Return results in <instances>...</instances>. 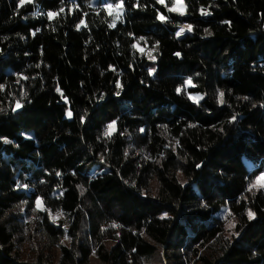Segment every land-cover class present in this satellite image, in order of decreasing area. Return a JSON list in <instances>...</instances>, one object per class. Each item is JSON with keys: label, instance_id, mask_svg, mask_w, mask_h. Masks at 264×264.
<instances>
[{"label": "trees", "instance_id": "16d2710c", "mask_svg": "<svg viewBox=\"0 0 264 264\" xmlns=\"http://www.w3.org/2000/svg\"><path fill=\"white\" fill-rule=\"evenodd\" d=\"M183 1L0 0V264H264V0Z\"/></svg>", "mask_w": 264, "mask_h": 264}, {"label": "rangeland", "instance_id": "374dc122", "mask_svg": "<svg viewBox=\"0 0 264 264\" xmlns=\"http://www.w3.org/2000/svg\"><path fill=\"white\" fill-rule=\"evenodd\" d=\"M93 3H95V0H93ZM106 5L107 6H111L109 7V9L112 10V12L114 11L115 12V15L116 13H119L120 10L116 7L118 4L116 5H112L110 2H106ZM177 7L179 10L178 12L180 11H183L184 13H195L197 11H199L198 8L196 7H193L189 4H187L186 2L183 1V5H174V0H173V3H172V6L171 7ZM184 28H186V26H184ZM141 49V48H140ZM189 96H192V97H200V95L198 93H188ZM193 100V99H192ZM43 131L41 128H39L38 126H35V128L33 130H28L27 134L34 137V138H37L39 137L40 135H42ZM248 163V162H246ZM101 166L99 164H91L88 168V173L89 175H94L96 172H98L100 170ZM262 174H264V172L258 174L252 184H257L259 183L257 181V177H260ZM179 178H181L180 175H178ZM37 201L35 202V205L40 208L41 207V204H40V200H39V206L37 204ZM221 215L223 216L224 218V227H223V233L224 235H228L232 229V227H230V225H233V221H232V218L227 214V211L226 209H224L221 213ZM49 217L51 218L52 222L53 223H56L60 218H61V215L57 212H54V213H50ZM55 218V219H54ZM89 264H100L99 261L97 260V258L95 257V255H91L90 257V260H89Z\"/></svg>", "mask_w": 264, "mask_h": 264}, {"label": "snow or ice", "instance_id": "6c2138e0", "mask_svg": "<svg viewBox=\"0 0 264 264\" xmlns=\"http://www.w3.org/2000/svg\"><path fill=\"white\" fill-rule=\"evenodd\" d=\"M21 2H23V0H21ZM157 3L164 4L165 3V0H157ZM174 5H181L182 6L183 5V0H174ZM108 7H111V6H108ZM116 7L122 12L123 9H122V6L121 5H117ZM178 10L179 9L177 7H175V6L168 9V11H170V12L171 11H178ZM60 11H63V8H61ZM109 14H111V12ZM180 14L183 15L184 12L183 11H180ZM202 14L203 15H208L209 13H207V12H205V11L202 10ZM48 15H49V18H52L54 15H56V13L49 12ZM116 18L119 19L120 16L117 15ZM157 18L160 19V20H162V21H164V20L167 19V17H165L163 15H158ZM80 23L81 24H84V21L81 20ZM226 23H228V22H226ZM109 26L110 27H113L114 26V23L112 25H109ZM77 27H79V25ZM191 27H192L191 25H187L186 26L187 30H189V31L191 30ZM184 31H185V28H181L180 31L177 32V36L181 35ZM205 31L207 32V30H205ZM208 34H210V33H208ZM141 39H143V37H141ZM133 47L135 48V47H137V45H133ZM176 55L179 56V53H176ZM149 58L150 59H154V57H152L151 55L149 56ZM150 74H151V72H150ZM191 83H192L191 82V78H189L187 81H185V86L187 87V86L191 85ZM118 86H119V84H118ZM2 87L3 86L0 85V88H2ZM186 87H185V90H186ZM57 91L59 92L60 89L57 88ZM176 91L179 94V93H181L182 89L180 87H177ZM223 96H224V93L223 92H220L219 93V98H220L219 102L220 103H223ZM189 99H193L194 102H198V100L199 99H202V97H192V96H189ZM20 107H22V105H21V103L19 101H17L16 102V109H18ZM13 110L15 111V109H13ZM68 115L71 116V112H68ZM233 119H235V117H233ZM115 123L116 122L113 121L111 124L108 125V129L110 131H106L105 132V136H110L111 135V131H114V125H115ZM197 166L199 167V165H197ZM257 181L259 183L250 185L249 190H251L252 188H256V187L264 188V174H262L260 177H257ZM37 204L39 206V200L37 201ZM248 215H249V219H252L253 216H254V213H252L251 211H249ZM112 226L113 227H118V225H115V224L112 225ZM233 226L234 225H230V227H233Z\"/></svg>", "mask_w": 264, "mask_h": 264}]
</instances>
